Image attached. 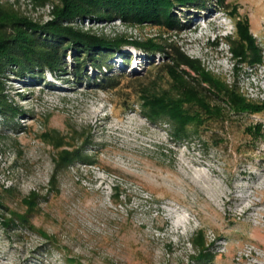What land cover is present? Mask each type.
<instances>
[{"label":"rangeland","instance_id":"rangeland-1","mask_svg":"<svg viewBox=\"0 0 264 264\" xmlns=\"http://www.w3.org/2000/svg\"><path fill=\"white\" fill-rule=\"evenodd\" d=\"M59 2L0 0L40 23L54 19ZM224 4L201 13L177 7L182 27L169 32L121 17L64 24L106 38L170 37L207 71L264 104V0ZM239 19L249 23L258 60L247 47L245 61L232 50ZM122 52L137 58L129 68L123 57L111 59L108 74L121 76L112 89L96 83L91 67L86 81L75 77L71 54L64 71L45 80L17 72L4 78L23 112L10 122L0 116V264H264V110L237 112L222 102L223 119L206 114L177 134L168 118L148 119L142 103L144 86L152 96L173 97L172 80L155 69L133 77L160 55L135 46ZM61 135L66 141L57 148ZM67 147L80 153L59 166ZM32 193L29 210L24 200ZM201 233L205 250L194 243Z\"/></svg>","mask_w":264,"mask_h":264},{"label":"trees","instance_id":"trees-1","mask_svg":"<svg viewBox=\"0 0 264 264\" xmlns=\"http://www.w3.org/2000/svg\"><path fill=\"white\" fill-rule=\"evenodd\" d=\"M44 3L45 0H38ZM227 0H60L55 5L54 19L47 23L34 21L20 13L7 9L0 4V116L10 122L23 111L8 97L4 78L7 73L32 74L45 80L48 72L60 73L64 71L66 57L71 54L75 64V77L89 79V67L97 74L93 76L96 83L108 88L118 85L120 77L108 74L111 69V59L123 57L125 67H131L132 55L125 54L123 48L135 46L142 49L151 57L160 55V61L147 68L144 73L133 75L134 79L146 77L152 69L157 75L167 76L170 94L151 95L152 92L144 86L145 113L148 119L155 122L168 118L175 125L177 134L185 133L189 126L201 124L205 115L224 118L223 103L239 112L256 113L264 110V104L256 103L245 98L236 88L226 80L207 71L199 59L190 57L182 46L170 37L149 38L147 40L129 39L124 36L106 38L97 36L74 25H66V20L73 21L90 18V20L112 19L121 17L125 21L134 23L150 22L159 25L166 31L180 30L182 18L176 13L177 7L195 8L204 11L212 4L225 5ZM234 18H238L237 6L234 7ZM239 38L233 41L232 50L235 56L245 61L247 48L253 51L255 59H260L259 48L250 32L247 20L237 21ZM218 43V40L214 42ZM247 47V48H246ZM118 54V56L116 55ZM122 61V62H123ZM101 77V78H100ZM153 84H158L155 82ZM161 85V84H160ZM167 94V93H165ZM223 102V103H222ZM261 127V125H260ZM255 132L257 131L256 127ZM53 139V136L50 135ZM56 137L55 139H57ZM56 141V140H55ZM60 137L54 146H64ZM80 150H70L68 147L59 152L58 165L66 164L75 159ZM76 154V157H75ZM53 180L56 176L52 177ZM35 193L26 198L29 210L35 206ZM23 224L28 220L24 215L12 212ZM203 233V232H202ZM195 240L202 250L206 248L203 234ZM207 254L201 252L200 256Z\"/></svg>","mask_w":264,"mask_h":264},{"label":"bare ground","instance_id":"bare-ground-1","mask_svg":"<svg viewBox=\"0 0 264 264\" xmlns=\"http://www.w3.org/2000/svg\"><path fill=\"white\" fill-rule=\"evenodd\" d=\"M201 12H202V11L200 10V13H201ZM198 13H199V11H198ZM198 13H195V14H198ZM218 19H219V18H218ZM93 21H95V20H93ZM96 21H97V20H96ZM134 57H135V59L137 58L136 55H134L133 58H134ZM137 63H138V62H137ZM15 105L18 106L16 103H15ZM18 107H20V106H18ZM21 109H22V108H21ZM61 137H62V139H63V142L66 141V140L64 139V138H65L64 136L61 135ZM89 162H90V161H89ZM91 162H92V161H91ZM53 176H54V175H53Z\"/></svg>","mask_w":264,"mask_h":264}]
</instances>
